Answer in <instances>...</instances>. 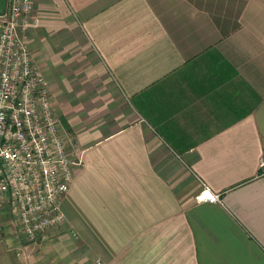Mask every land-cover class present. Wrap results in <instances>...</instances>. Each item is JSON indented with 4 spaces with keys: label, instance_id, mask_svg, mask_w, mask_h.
<instances>
[{
    "label": "crops",
    "instance_id": "1",
    "mask_svg": "<svg viewBox=\"0 0 264 264\" xmlns=\"http://www.w3.org/2000/svg\"><path fill=\"white\" fill-rule=\"evenodd\" d=\"M34 13L28 47L82 159L45 242L5 206L0 264H264V0Z\"/></svg>",
    "mask_w": 264,
    "mask_h": 264
},
{
    "label": "built area",
    "instance_id": "2",
    "mask_svg": "<svg viewBox=\"0 0 264 264\" xmlns=\"http://www.w3.org/2000/svg\"><path fill=\"white\" fill-rule=\"evenodd\" d=\"M37 20L34 0H7L0 15V214L9 207L19 233L45 242L49 228L66 219L61 199L82 158L67 149L28 47L27 31ZM195 198L219 200V193L203 186Z\"/></svg>",
    "mask_w": 264,
    "mask_h": 264
},
{
    "label": "water",
    "instance_id": "3",
    "mask_svg": "<svg viewBox=\"0 0 264 264\" xmlns=\"http://www.w3.org/2000/svg\"><path fill=\"white\" fill-rule=\"evenodd\" d=\"M7 0H0V15H3L6 11Z\"/></svg>",
    "mask_w": 264,
    "mask_h": 264
},
{
    "label": "rangeland",
    "instance_id": "4",
    "mask_svg": "<svg viewBox=\"0 0 264 264\" xmlns=\"http://www.w3.org/2000/svg\"><path fill=\"white\" fill-rule=\"evenodd\" d=\"M21 243H23L21 240H19ZM10 252V251H9ZM12 253V252H11Z\"/></svg>",
    "mask_w": 264,
    "mask_h": 264
}]
</instances>
